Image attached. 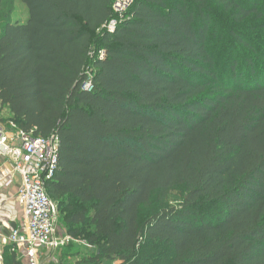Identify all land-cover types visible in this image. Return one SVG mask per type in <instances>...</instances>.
Here are the masks:
<instances>
[{"label": "trees", "instance_id": "1", "mask_svg": "<svg viewBox=\"0 0 264 264\" xmlns=\"http://www.w3.org/2000/svg\"><path fill=\"white\" fill-rule=\"evenodd\" d=\"M9 1L0 104L58 137L47 194L89 246L58 264H264V0H133L112 32L114 0Z\"/></svg>", "mask_w": 264, "mask_h": 264}, {"label": "built area", "instance_id": "2", "mask_svg": "<svg viewBox=\"0 0 264 264\" xmlns=\"http://www.w3.org/2000/svg\"><path fill=\"white\" fill-rule=\"evenodd\" d=\"M132 2L113 1V16L104 25L107 31L114 30L117 17H122ZM98 54L103 57L104 51L100 50ZM92 87L91 74L88 72L81 89L89 91ZM13 141L16 144H12ZM58 145L55 134L41 137L18 129L9 137L0 126V155L11 159L15 171L21 176L17 198L22 206V222L10 231L8 242L12 248L23 247L26 258L24 264H41L40 249L53 254L70 243H82L89 247L84 241L61 233L57 227L58 204L48 196L46 184L54 177Z\"/></svg>", "mask_w": 264, "mask_h": 264}, {"label": "crops", "instance_id": "3", "mask_svg": "<svg viewBox=\"0 0 264 264\" xmlns=\"http://www.w3.org/2000/svg\"><path fill=\"white\" fill-rule=\"evenodd\" d=\"M0 126L9 137L18 130L11 112L1 104ZM12 144H16L15 141ZM20 184L21 176L15 171L11 159L0 155V231L2 233L0 238V264H24L26 262L23 247L12 248L8 242L10 231L22 222V206L17 198ZM73 244L74 246L79 245L81 250H85L87 247L82 243ZM40 251L41 264H58L61 250H57L53 254L45 249H40Z\"/></svg>", "mask_w": 264, "mask_h": 264}, {"label": "rangeland", "instance_id": "4", "mask_svg": "<svg viewBox=\"0 0 264 264\" xmlns=\"http://www.w3.org/2000/svg\"><path fill=\"white\" fill-rule=\"evenodd\" d=\"M4 11L8 12V18L12 22H24L27 19V17H28L27 7L24 5V3H22L21 0H10L6 4V6L4 8ZM220 15L221 16L217 17V19L215 21H218V23L223 26L222 29H224V26H226L227 24L232 25V22L229 20L227 15H225V14H220ZM247 23H248L247 25L252 24L251 21L247 22ZM254 26H255V29L252 30V33H255L256 36L254 37L252 34L250 36L251 37L253 36L252 38H256V39H258V41L260 40L261 42L264 43V29L259 27L260 25H254ZM245 31H247V29H245ZM248 33H249V31H247L246 34H248ZM218 40H219V38L216 37L214 39V41H213V43H215V45L217 46L215 48L216 56L217 57L221 56L222 58L226 59V58H228L230 56V53H229V51H228V49L226 47V45L229 43V40L228 39L227 40L224 39V40H221L220 42ZM238 51H239V49H237L235 51V54H232V55H238ZM179 200H180L179 191L178 190L177 191H173L166 198L165 205L166 206L177 205ZM53 201H55V200H53ZM55 203H57V201H55ZM159 205L160 204L156 200L153 199V203L148 208H142L141 209V212H140L141 218H144L145 216H148L152 212L157 210ZM62 216H63V213L61 212V210L59 211V209H58L57 227H58V230L61 233H66V228L64 226V223H63V220H62ZM70 244H73V243H70ZM71 246H73L72 247L73 249H71V250L74 251V253H76V251H79L81 254H84V253H87L86 251H88L87 249L86 250H81V247L79 245L74 246V244H73ZM59 256H60V254H59Z\"/></svg>", "mask_w": 264, "mask_h": 264}]
</instances>
